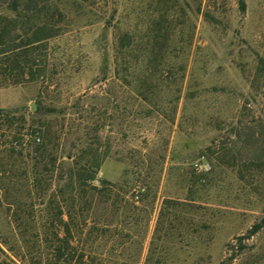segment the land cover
I'll return each mask as SVG.
<instances>
[{"label": "rangeland", "instance_id": "1", "mask_svg": "<svg viewBox=\"0 0 264 264\" xmlns=\"http://www.w3.org/2000/svg\"><path fill=\"white\" fill-rule=\"evenodd\" d=\"M54 1L29 62H0V236L60 232L89 264H264V0ZM86 171L113 193L78 197ZM74 197L92 206L66 233Z\"/></svg>", "mask_w": 264, "mask_h": 264}, {"label": "trees", "instance_id": "2", "mask_svg": "<svg viewBox=\"0 0 264 264\" xmlns=\"http://www.w3.org/2000/svg\"><path fill=\"white\" fill-rule=\"evenodd\" d=\"M24 1L28 2L31 7L21 8ZM128 2V0H126ZM241 10H245V2L240 1ZM5 6V7H3ZM57 5L54 0H0V62L5 65L2 69L4 72L8 71L9 74L15 73L16 70L22 69L25 63H28V57H30L31 51L34 49V45L43 42L50 38L53 32V24L51 19L54 18V14H44L43 10L49 12ZM57 9V8H56ZM5 12H11L12 17L6 15ZM159 28V27H158ZM191 33V32H190ZM163 36L160 33H155L151 38V44L153 45L155 56L162 51L161 39ZM134 39V33H124L119 38V48L127 49L131 48ZM186 45L191 44V34L186 35ZM156 50V51H155ZM11 63V65H10ZM85 173V174H84ZM79 175L78 186L74 187V193L78 197L90 194L91 197L97 195L109 196L113 193L112 186L106 181L100 180V188L96 186L86 185L87 182H91L96 178V172L86 171ZM86 182V183H85ZM108 186V187H107ZM126 193H124V198ZM81 201V198H78ZM123 198V199H124ZM75 197L72 200V210L75 211L74 216L70 215L69 220L65 221L63 218L60 222L63 224V232L68 233L69 227L73 225L78 230H82L85 225V220L76 216L77 212H83L88 210L92 205L91 201L88 203L84 201L82 204L75 202ZM264 224V218L258 224L253 227L252 232L258 231ZM65 228V229H64ZM54 242L49 239L48 234L43 235H18L17 237H9L8 235L0 236V264H18L10 255L18 258L19 255L15 253L11 247H25L23 256L19 257L23 260L22 264H89L87 263L84 255L85 247H68L69 241L66 237H62L60 232L54 234ZM31 240V241H30ZM54 243V247L51 245ZM5 247L9 253L2 248ZM71 251L73 252L71 254ZM80 252L77 254V252ZM3 256L4 258H1Z\"/></svg>", "mask_w": 264, "mask_h": 264}]
</instances>
